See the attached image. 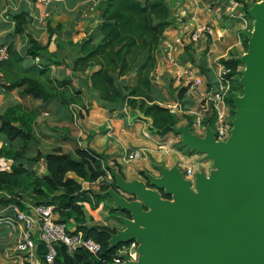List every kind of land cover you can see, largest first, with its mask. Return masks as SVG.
<instances>
[{
    "label": "trees",
    "instance_id": "16d2710c",
    "mask_svg": "<svg viewBox=\"0 0 264 264\" xmlns=\"http://www.w3.org/2000/svg\"><path fill=\"white\" fill-rule=\"evenodd\" d=\"M166 2L104 0L98 11L96 27L72 45L75 57L71 68L66 67L70 68L69 74L62 78L52 75L51 65H62L53 55L47 54L49 39L42 45L26 34L32 19L29 12L22 8L11 16V34L25 35L28 46L21 52L15 50L12 42L7 46L8 58L0 61V75L4 81L0 90L7 93L19 91L42 105L67 104L87 111L84 93L75 84L79 81L88 92L95 94L97 104L109 113L128 110L130 114L148 121L157 136L173 133L177 118L170 109L158 103L169 99V96L152 83L158 44L171 24L172 12ZM238 36L243 51L247 52L251 33L241 31ZM189 60L193 62L191 58ZM219 65L228 71L225 79L231 82V90L225 104L234 120L233 100L241 94L240 86H234L240 77V63L237 58H221ZM171 89L169 83L167 90L170 95L176 90ZM185 93L186 89L178 88L176 100L179 103ZM36 118L33 112L19 106L0 114V136L3 138L0 158L11 161L9 171H0V192L8 196L2 204L12 205L25 213L29 212L25 199L33 206H52L57 216L55 222L67 227L73 220L75 228H67L68 232H80L85 239H92L100 245L98 255L92 256L83 249L69 255L65 246L56 244L57 255L53 264H110L117 251L129 244L110 248L115 231L107 226H88L82 210L83 204L94 209L100 200L94 191L84 190L82 183H92L103 175L102 171L96 170L102 156L88 147L78 148L74 157L62 151L43 154L39 149L31 156L32 147L39 144L34 134ZM213 123L212 117L207 125L213 127ZM178 151L185 156L192 155L183 146ZM40 162L45 166L42 176L34 170ZM109 188L103 186L101 192ZM159 193L162 199H170L162 191ZM110 214L131 219L127 212L121 210H112ZM38 254L41 258L40 243Z\"/></svg>",
    "mask_w": 264,
    "mask_h": 264
},
{
    "label": "rangeland",
    "instance_id": "374dc122",
    "mask_svg": "<svg viewBox=\"0 0 264 264\" xmlns=\"http://www.w3.org/2000/svg\"><path fill=\"white\" fill-rule=\"evenodd\" d=\"M166 3L173 13L174 18L171 22L176 27L177 38L183 37L185 33L194 31L203 25L212 28V35L202 36L201 40L203 42L201 44L199 41L187 45L190 48L191 45L195 44L196 46L204 45L205 48L201 52V56L207 58L208 55H211V62H208L210 68L198 66L195 72L196 77L189 80V77L186 78L184 75H178L173 79L171 77L168 78L165 82L166 86L160 85L161 92L169 96V99L159 101L158 103L169 108L177 118V124L173 133L159 137L150 129V123L138 118L137 115H131L130 122L133 126L127 135L122 137L123 139L119 140L116 134L104 137V140L107 139L106 144L112 145L105 148V150L109 151L108 153H105V151L102 153L96 152L103 158L96 170L102 171L103 175L92 183H82L84 190L94 191L99 195L100 200L94 209L89 205L83 204L82 210L88 226H107L114 230L116 235L127 229L126 224L123 222V216H113L110 214L112 210H120L121 205L119 201H124L127 204L135 202L141 205L144 212L150 211L149 208H145L135 194L118 186V181L129 186L132 184L142 185L146 190L152 191L156 196L161 198L159 193L156 192L154 185L153 187L151 185L163 179L164 171H175L184 181L189 183L191 191L195 194H198L195 183L199 176L209 179L212 174L219 172L216 162L209 158L207 154L191 151L184 146L183 135L179 131L187 129L191 137L197 140H205L210 132L214 142L223 144L228 142L231 136V129L233 128V117L230 114V109L225 106L223 110L224 121L231 129L228 136L222 138L216 131L217 114L213 113L214 111L210 106H208L207 111H202L200 106L205 95L209 93L212 87H217L221 76L223 74L225 76L227 73L219 65L221 58H237L239 61L240 77L238 83L234 86H240L241 88V94L236 98L243 95L241 78L246 70L244 59L248 51H243L238 34L241 31H245L252 35L256 20L248 14V11L255 5L264 3V0H167ZM210 46H212V52L208 53ZM173 51L172 54L174 53ZM187 59L189 60V58L185 60ZM185 60L182 58L177 59L178 62H185ZM193 62L197 64V61ZM35 63L37 62L35 61ZM197 79L201 82L199 86L196 85ZM168 83H170L172 91L176 89L171 95L167 90ZM75 84L84 93V103L88 109L87 111H80L77 107L67 104L58 106L41 104V106L36 107L37 109H34L33 105L35 102L33 100L29 102V100H24L19 94L17 95V99L22 104L27 105V107L30 106L33 111H37V125L34 129V134L39 144L36 147H32L31 156H34L36 150L39 149L43 154L62 151L74 157L75 151L78 148L87 147L84 144L86 140L90 141L94 136L99 134L105 135V130L108 131V128L100 126V124L104 123L103 121L108 118V115L111 116L112 113L100 107L94 98L95 94L88 92L83 84L79 81L75 82ZM182 85L192 88L193 96L191 99L193 100L190 104L192 109H194V106L196 107L193 110V115L189 114L190 111L188 109H184V107L180 108L181 103L176 100L178 88H181ZM230 90L231 82L228 81L224 101L230 94ZM185 98L184 96L183 101ZM197 114L202 115L200 120L197 119ZM212 117L214 119L213 127L207 125ZM117 127H120L119 124ZM84 131H87L88 135ZM104 140L99 139L97 141L99 148L104 147ZM180 146L185 147L192 155H183V153L178 151ZM134 150L141 151L142 155L138 159L129 160V155ZM7 165H9V162L0 160V170L6 169ZM34 170L39 176H42L45 173V166L40 162L34 166ZM103 186L111 188L106 192H101ZM7 197L5 193L0 192V221L5 217L14 216L13 206H4L2 204ZM161 200L169 204L175 203L173 196H170L169 200ZM24 204L26 207L33 206L26 199L24 200ZM56 219L57 216L54 215V220ZM67 228L69 230L75 228L73 220L67 224ZM13 237V234L8 231L6 226L1 224V264H5V258L10 255L13 249ZM131 242L136 243L138 253L139 244L134 240ZM139 255L138 253L137 260L132 261L133 263L140 262Z\"/></svg>",
    "mask_w": 264,
    "mask_h": 264
},
{
    "label": "water",
    "instance_id": "95a60500",
    "mask_svg": "<svg viewBox=\"0 0 264 264\" xmlns=\"http://www.w3.org/2000/svg\"><path fill=\"white\" fill-rule=\"evenodd\" d=\"M248 14L256 24L228 142H214L210 132L197 140L187 129L179 131L184 146L207 154L219 172L199 176L195 194L175 171H164L151 186L173 196L174 204L142 185L118 181L150 209L119 201L131 219L123 217L127 229L111 237L110 248L134 240L140 254L139 263L125 258L122 264H264V3Z\"/></svg>",
    "mask_w": 264,
    "mask_h": 264
},
{
    "label": "crops",
    "instance_id": "0c3cea01",
    "mask_svg": "<svg viewBox=\"0 0 264 264\" xmlns=\"http://www.w3.org/2000/svg\"><path fill=\"white\" fill-rule=\"evenodd\" d=\"M103 2L104 0H62L52 2L49 5H41L33 0H0V44L8 46L12 42L17 52H21L28 46V40L25 35L14 36L11 34L13 31V22L11 21L12 14H15L21 11L22 8H25L29 12V16L32 19V23L26 30V34L31 35L42 45L46 44L49 39L47 54L53 55L59 62H61L62 65L59 67L51 65L52 75L56 78L65 77L69 74L71 62L75 57L72 45H75L79 40L85 38L96 27L98 24V11ZM43 14H48L49 16L44 21H41ZM173 18L172 13L170 20L172 21ZM175 29L176 27L171 22L169 28L165 31L158 44L156 53L157 62L152 72V83L158 88H161V84L166 86L165 82L170 77L173 79L178 75H184L186 78L189 77V80L196 77L195 72L198 66L210 68L208 62H211V55H208L207 58H203L201 56V52L205 48L204 45L196 46L195 44L191 45V48L187 46L188 44L183 46H173L174 40L177 38ZM202 42L203 40H200L199 43L201 44ZM170 46L172 48L169 50ZM172 51L174 52L173 54ZM211 52L212 46H210L208 53ZM183 57L189 59L191 58L193 61H197V64L188 59L185 60V62L177 61L178 58L183 59ZM67 66L70 68H66ZM185 73H189L190 76L185 75ZM3 84L4 81L0 75V85ZM181 88L186 89V98L181 102L180 108L184 107V109H188L190 111L189 114L193 115V110H195L196 107L194 106V109H192L190 104L193 100L191 99L193 96L192 88L188 86L186 87L185 85H182ZM18 94L22 96L24 100H29V102L32 101L30 97L21 95L19 91L7 93L0 90V103L2 104H0V107H2L0 108V114L4 113L8 108L19 106L26 109L28 112H33V114L36 115V110L33 111L30 106L27 107V105L22 104L21 101L17 99ZM34 102V109L41 106L40 102ZM51 104L52 106H57L56 104ZM102 112L104 113L103 110ZM131 115L132 114H130L128 110H124L122 112H112L111 116L108 115V118L103 121L104 123L100 124V126L108 128V131L105 130V135H96L90 141L86 140L84 144L97 153H102L104 151L105 153H108L109 151L105 150V148L111 147L112 144H106L107 139L104 140V137L106 135L116 134L119 140L123 139L122 137L126 136L128 131L131 130L133 126L130 122ZM138 118L141 117L138 116ZM35 123L36 127L37 118ZM118 124L120 127H117ZM84 132L88 135L87 131ZM99 139L104 140V147L102 148L98 147L97 141ZM2 142L3 138L0 136V148ZM0 160L9 162V165H7L8 167L4 169L9 171L11 161L1 158ZM8 256L4 260L5 264H13Z\"/></svg>",
    "mask_w": 264,
    "mask_h": 264
},
{
    "label": "built area",
    "instance_id": "2783aa9c",
    "mask_svg": "<svg viewBox=\"0 0 264 264\" xmlns=\"http://www.w3.org/2000/svg\"><path fill=\"white\" fill-rule=\"evenodd\" d=\"M41 5H49L52 2L62 0H35ZM48 14H43L41 21L48 18ZM212 35V29L206 25L198 27L194 31L185 33L183 37L176 38L173 46L197 43L202 36ZM172 47H169V50ZM8 58V47L0 44V61ZM38 61V59H36ZM225 70V69H224ZM228 74V71L225 70ZM185 75L190 76L189 73ZM225 76H221L217 87H212L209 93L204 97L200 108L202 111H207L210 106L215 114H217V133L220 137L228 136L231 129L224 121L223 110L226 106L224 94L226 92V84L228 80ZM200 80L197 79L196 85H200ZM197 119L200 120L201 114H197ZM141 151L134 150L129 155V160H135L141 157ZM29 212H20L16 207H12L14 216L5 217L0 221V225L4 224L8 231L13 234V249L8 256L13 264H53L57 255L55 245L62 244L65 246L69 255H72L76 250L83 249L92 256H97L100 252V245L92 239H85L80 232L73 233L67 231L64 224L57 223L54 220L52 206H30ZM39 243L42 245V255L39 257ZM129 245L121 247L110 264H122L125 258L129 261H136L138 257L136 243H128Z\"/></svg>",
    "mask_w": 264,
    "mask_h": 264
}]
</instances>
